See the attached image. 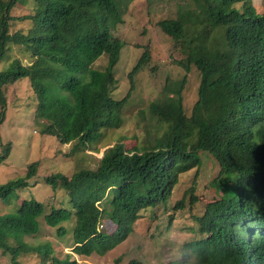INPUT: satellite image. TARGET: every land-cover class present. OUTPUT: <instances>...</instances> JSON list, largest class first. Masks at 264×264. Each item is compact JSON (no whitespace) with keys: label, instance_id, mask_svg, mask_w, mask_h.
Masks as SVG:
<instances>
[{"label":"trees","instance_id":"1","mask_svg":"<svg viewBox=\"0 0 264 264\" xmlns=\"http://www.w3.org/2000/svg\"><path fill=\"white\" fill-rule=\"evenodd\" d=\"M25 1L0 0V63L12 45L24 47L30 59L25 64L15 56L0 70V121L8 105L6 86L28 78L38 96L43 131L63 143L75 141L73 151H84L98 143L104 130L123 125L135 76L150 65L151 49L147 45L129 71L127 94L115 97V67L124 46L115 30L124 21L117 0H34L31 13L12 15ZM195 5L158 21L187 54L177 62L186 73L175 83L168 79L164 100L149 104L150 116L165 127L150 145L131 150L118 142L105 149L95 166L72 175H47L45 182L56 193L64 190L49 203L35 196L18 202L20 191L38 173V162L30 163L26 174L0 182V199L12 205L0 215V250L9 258L7 264H23L21 256L32 252L45 264H78L71 253L58 256L50 241L26 239L40 232V219L58 227L62 238L72 234L74 251L88 257L105 255L125 241L142 211L151 209L157 221L161 207L171 209L168 226L176 215L190 220L180 235L193 264H264V235L241 231L252 224L264 227V12L251 0H195ZM13 19L31 25L12 32ZM104 53L107 65L95 67ZM193 66L201 74L199 97L187 111L183 91ZM2 147L0 163L11 153L10 143ZM203 151L220 165L207 185L215 192L213 200L200 213L193 210L200 199L196 171L190 187L170 207L182 174L200 167ZM187 202L191 208L186 212ZM106 213L114 223L111 234L103 231ZM70 222L71 227L65 225ZM125 264L149 263L133 256Z\"/></svg>","mask_w":264,"mask_h":264},{"label":"rangeland","instance_id":"2","mask_svg":"<svg viewBox=\"0 0 264 264\" xmlns=\"http://www.w3.org/2000/svg\"><path fill=\"white\" fill-rule=\"evenodd\" d=\"M117 2L122 9L124 21L115 30L116 33H120L124 46L115 67V76L118 79V87L114 91L115 97L121 98L129 91L128 73L147 45L152 53L150 65L141 69L135 76L133 96L124 109V123L120 128H108L104 130L98 143L87 146L84 151L80 147L73 151L75 141L63 143L58 136L43 131L46 125L36 112L38 96L28 78L6 86L8 105L6 114L2 117L4 120L0 121V154L2 145L9 143L11 153L0 163V182L24 175L30 163H39L38 173L30 177L29 186L20 191L18 202L31 196L47 203L52 202L53 194L56 192L45 182L47 175L56 172L72 175L79 168L95 166L105 149L118 142L123 141L126 149L131 150L136 149V146H148L150 145L148 143L165 128L150 116L149 104L154 100H164L168 79L175 83L185 75V68L177 62L187 54L176 45L172 36L162 30L158 21L163 18H176L181 11L188 8L195 9V0H117ZM251 2L259 12H264V0H251ZM34 7L35 1L27 0L18 3L11 14L16 17L29 14ZM30 25L29 20L13 19L11 31L26 30ZM22 49L24 47L12 45L11 50L6 52L0 63V70L6 68L15 56L28 64L30 59ZM107 63L108 55L104 53L96 60L95 67L103 69ZM200 81V71L193 66L188 72L183 91V103L187 111L192 110L194 102L199 97ZM97 147H100V151L95 150ZM201 154L203 162L200 167L196 166L182 174L180 182L175 187L176 194L169 200L170 207L190 187L196 171L199 172L196 187L200 199L193 206V210L200 213L207 203L213 200L215 192L207 185L219 173L220 165L209 152L203 151ZM58 191V197L64 193L63 189ZM11 206L0 199V215L11 211ZM163 208L158 210L161 217L157 221H154L151 209L142 211L141 217L133 225L134 229L130 236L118 246L108 250L105 255L93 252L88 257L81 256L74 251L72 234L60 237L57 233L58 227L47 225L43 219H40L42 226L40 232L26 239L33 244L50 241L58 256L65 257L67 253H71L78 264H116V259L124 253L123 260L117 264H125L133 256L149 264H175L176 260L178 262L187 260L185 264H191L194 261L191 251L185 245L186 240L180 235L185 232L181 226L189 223L190 220L186 218L188 222H185L181 216L175 214L173 225L168 226L171 209L163 211ZM190 208L187 202L183 210L187 212ZM181 213L183 214V211ZM102 219L106 227L103 231L111 234L109 227L112 221L108 213L103 215ZM158 223L161 224L159 229L156 228ZM65 225L71 227L72 222ZM112 226H114L113 222ZM254 230L264 233V228L254 227ZM21 260L23 264H45L37 252L24 254ZM8 262L9 258L0 250V264Z\"/></svg>","mask_w":264,"mask_h":264},{"label":"clouds","instance_id":"3","mask_svg":"<svg viewBox=\"0 0 264 264\" xmlns=\"http://www.w3.org/2000/svg\"><path fill=\"white\" fill-rule=\"evenodd\" d=\"M254 227H256V226H253V224L250 227H242L241 228V231L243 232L244 230H249L250 231V234H254V235L255 234H263L264 235V233H259L256 230H254ZM257 227H260V226H257ZM260 228H264V227H260Z\"/></svg>","mask_w":264,"mask_h":264}]
</instances>
